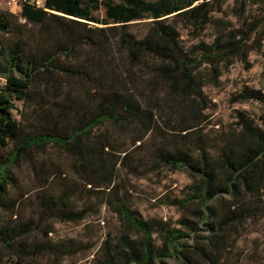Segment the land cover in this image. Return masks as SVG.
<instances>
[{"label": "trees", "instance_id": "obj_1", "mask_svg": "<svg viewBox=\"0 0 264 264\" xmlns=\"http://www.w3.org/2000/svg\"><path fill=\"white\" fill-rule=\"evenodd\" d=\"M225 1L23 0L19 12L0 10V255L60 264L81 245L54 239L49 219L83 220L105 188L123 227L93 264H225L241 227L264 214V125L236 109L233 128L215 142L202 133L205 86L221 75L222 62L251 50L264 32V5L246 29H221L211 43L187 48L177 26L187 19L205 28ZM101 6L105 16L95 13ZM142 20L146 31L135 33L131 26ZM248 100L264 105V90L245 85L235 94ZM124 135L135 148L146 146L135 163L119 143ZM48 145L71 158L72 176L61 175L58 190L38 191L26 217L10 196L13 167L25 162L37 173L46 160L36 151ZM121 166L188 173L191 183L170 199L183 212L177 224L145 217L126 200L115 181Z\"/></svg>", "mask_w": 264, "mask_h": 264}, {"label": "rangeland", "instance_id": "obj_2", "mask_svg": "<svg viewBox=\"0 0 264 264\" xmlns=\"http://www.w3.org/2000/svg\"><path fill=\"white\" fill-rule=\"evenodd\" d=\"M10 0H0V10H15V6L9 5ZM37 5H43L44 0H29ZM264 0H226L221 10L213 12V20L205 28L195 26L187 19L177 23L181 34V41L187 47H194L201 43H211L220 33L221 29H246L248 24L255 18L263 15ZM97 15L105 16V8L101 6L95 12ZM146 20L137 21L131 28L135 33L142 34L147 29ZM201 68L209 71L210 66L204 63ZM264 32L258 35L257 41L252 45L251 50L245 55L230 56L221 63V75L213 82H207L205 93L208 98L209 108L208 121L202 130L206 136L212 137L215 142L219 140L222 133L231 130L234 126L236 109H245L264 125V105L256 100L235 101V94L245 85L261 88L264 90ZM213 79V78H212ZM6 79L0 76V85H4ZM22 102L16 101L15 115L19 116L22 109ZM162 130L169 132L167 126L162 122ZM121 146L131 151V160L137 162V158L145 154L146 146L135 148L131 144L129 136H119ZM12 148L1 151L5 154ZM43 166L39 165L37 173L32 170L28 163L22 162L13 167L16 177L15 186L11 187L10 196L16 201V211L23 216L33 213L35 207L36 193L43 189L58 190L62 180L61 175L70 181L72 176L71 158L61 148L48 145L44 149L36 151ZM149 168V167H148ZM141 168L137 173L128 168L120 167L115 181L118 184L121 194L133 206L138 208L145 217L155 216L177 224L182 216V210L173 204L170 199L175 196H182L186 186L192 179L182 169H173L164 166L161 170H148ZM56 176L45 179L51 174ZM47 183V186H46ZM47 187V188H46ZM80 191L76 199L84 198L83 184H80ZM109 189L102 188L97 194L105 195L104 201L92 197V211L81 221H60L49 219L54 230L50 234L54 239L73 238L81 245V250L75 254L65 256L60 264H93L100 255L101 247L106 238L115 240L121 233L122 222L118 215L111 208L108 197ZM264 199V198H263ZM3 210L0 209V216ZM40 235V234H38ZM0 264H16V257L5 253L0 255ZM225 264H264V214L256 218H250L241 227L238 238L232 242L226 252ZM34 264L48 263V257L37 259ZM51 264V263H49ZM54 264V263H52Z\"/></svg>", "mask_w": 264, "mask_h": 264}, {"label": "built area", "instance_id": "obj_3", "mask_svg": "<svg viewBox=\"0 0 264 264\" xmlns=\"http://www.w3.org/2000/svg\"><path fill=\"white\" fill-rule=\"evenodd\" d=\"M23 2V0H10L9 1V5L15 6L16 9L15 10H21V3ZM31 2V1H30Z\"/></svg>", "mask_w": 264, "mask_h": 264}]
</instances>
